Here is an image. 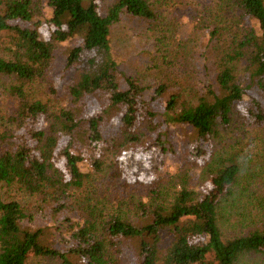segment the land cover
<instances>
[{"label":"trees","instance_id":"16d2710c","mask_svg":"<svg viewBox=\"0 0 264 264\" xmlns=\"http://www.w3.org/2000/svg\"><path fill=\"white\" fill-rule=\"evenodd\" d=\"M217 8L200 27L216 43L217 89L168 94L160 81L145 98L149 86L118 70L109 34L128 15L163 49L169 31L154 2L0 0V79L9 78L15 104L0 130V187L32 198L23 205L0 191V264L31 256L41 264H264V0H219ZM68 41L55 79V50ZM43 86L50 96L61 90L67 106L44 96ZM177 128L193 138L188 165H196L192 155L214 154L205 191L183 186L168 195L150 181L175 153L168 130ZM228 131L259 154L254 171ZM99 174L111 191L87 187ZM125 202L130 214L121 212ZM37 213L49 220L30 225Z\"/></svg>","mask_w":264,"mask_h":264},{"label":"rangeland","instance_id":"374dc122","mask_svg":"<svg viewBox=\"0 0 264 264\" xmlns=\"http://www.w3.org/2000/svg\"><path fill=\"white\" fill-rule=\"evenodd\" d=\"M34 1L45 3V0ZM151 2H154L159 11L161 25L165 26L166 31H169L166 32L167 38L165 39L164 48H157L156 34L143 21L135 17L122 15L118 22L113 24L109 34L111 56L120 73L124 77L136 78L141 83L148 85L149 89L144 92L145 98H149L153 94L154 86H157L160 81H164L168 85V94L172 91H180L182 95L186 96L189 90L191 93H199L207 87L216 90L215 64L217 51L214 48L216 43L209 41L207 31L202 30L200 27L201 23L209 20L212 12L220 10L217 8L219 0H151ZM42 12L43 16L47 18V9H42ZM227 18H229V14H227ZM71 44V41L58 44L55 50V62L50 73L51 77L55 79L58 77L64 64L66 48L70 47ZM164 55L168 63L167 66L162 60ZM8 82L9 78L0 79V130L10 126L8 120L12 108L15 106L12 97L9 95ZM36 87L37 91L40 92L41 86L37 85ZM57 92L56 96H50L46 94L45 87H42L43 95L52 102H56L57 106H67L69 100L61 90ZM185 98L187 97H182L180 101L183 102ZM243 103L248 102L245 100ZM241 107L243 109L245 105ZM240 130L245 131L243 127ZM188 131L185 128L168 130L172 144L176 147L175 153L166 156L162 170L153 176L155 179L150 180L153 183L157 181L156 183L161 185L168 195H173L183 186L198 191H205L209 188L205 173L212 165L214 154L203 158H194L192 155L191 161L196 165H188L185 154L193 140ZM225 136L233 145L239 156L238 158L240 160L247 159V166L250 170L254 171L259 167L260 162L258 161L261 160L253 145H248V142L244 141L245 138H239L241 136L236 131L230 133L228 131ZM237 138L243 143L236 144L235 140ZM201 147L208 150L205 144H201ZM209 147H211V144ZM220 150V147L215 148L218 155L223 153ZM260 169L263 168L260 167ZM260 179H264V174ZM261 183L260 181L258 185L260 188L263 187ZM90 186L97 192L112 190L111 185L102 174L92 177L87 184V187ZM117 186L115 184L116 189ZM16 188V186L0 187V191L5 196L17 198L23 205H29L32 198L30 199L28 195ZM117 191L120 192V189H117ZM131 208L130 204L125 202L121 207V212L124 209L130 214ZM48 220V213H37L33 216L30 225L40 226ZM60 237L61 235H55L51 238L53 246H60ZM168 241L169 236H164L162 245H167ZM126 250H128L129 256L133 255V246L126 248ZM26 264H41V261L39 258L31 256L27 259Z\"/></svg>","mask_w":264,"mask_h":264}]
</instances>
